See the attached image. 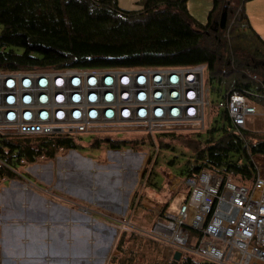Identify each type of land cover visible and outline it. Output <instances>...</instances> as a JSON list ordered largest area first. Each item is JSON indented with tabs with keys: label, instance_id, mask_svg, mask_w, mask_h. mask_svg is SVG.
<instances>
[{
	"label": "trees",
	"instance_id": "16d2710c",
	"mask_svg": "<svg viewBox=\"0 0 264 264\" xmlns=\"http://www.w3.org/2000/svg\"><path fill=\"white\" fill-rule=\"evenodd\" d=\"M248 1L212 0L207 20L201 24L189 13L187 0H137L131 9L119 7L118 0H0V71L201 66L219 100L238 91L258 104L264 102V39L245 13ZM219 100L212 101L209 116L224 118L221 136L214 138L219 132L216 127L206 129L210 137L202 142L205 146L197 151L194 163L186 162L184 175L207 170L232 179L238 176L247 183L235 182L250 186L257 174L255 156H262L259 163L264 168V134L236 129L227 111L218 107ZM182 134L158 132L128 138L103 133L90 136L87 145L105 143L118 149L131 141L134 146L145 143L146 138L159 148L174 142L166 140L167 136L173 139ZM30 139L41 144L27 146ZM77 144L76 135L0 133V185L17 177L22 160L33 162L42 155L52 158L57 149H75ZM126 234L121 230L117 243L122 245ZM116 251L123 249L118 246ZM170 261L204 263L187 254Z\"/></svg>",
	"mask_w": 264,
	"mask_h": 264
},
{
	"label": "built area",
	"instance_id": "2783aa9c",
	"mask_svg": "<svg viewBox=\"0 0 264 264\" xmlns=\"http://www.w3.org/2000/svg\"><path fill=\"white\" fill-rule=\"evenodd\" d=\"M208 91L201 66L0 71V133L95 136L139 131L145 137L192 132L207 125ZM217 105L236 129L247 128L258 115V104L238 91ZM181 184L185 194L175 211L160 210L140 234L172 253L180 251L181 257L196 256L208 264H264L261 165L250 186L207 170ZM21 187L44 190L90 217L91 224L98 219L120 230L133 229L128 213L112 214L28 179Z\"/></svg>",
	"mask_w": 264,
	"mask_h": 264
},
{
	"label": "crops",
	"instance_id": "0c3cea01",
	"mask_svg": "<svg viewBox=\"0 0 264 264\" xmlns=\"http://www.w3.org/2000/svg\"><path fill=\"white\" fill-rule=\"evenodd\" d=\"M136 1L118 0V6L123 9L135 8ZM192 2L195 4L194 0ZM199 3L202 4L198 0L196 5ZM188 5L191 6L190 0ZM192 10L191 7V12L195 14L196 11ZM245 10L253 28L264 38V2L248 1ZM257 110L260 112L258 108ZM114 150L110 153H114ZM118 155L122 157V162L125 161V153L120 152ZM78 156L82 157L80 154ZM149 159L148 155L147 161ZM100 164L102 162L94 160L93 168ZM131 168L133 169L132 166ZM94 171L91 169V172ZM88 175L77 172L65 176L63 172H57L52 176L48 172L40 177H27L20 174L19 177L9 179L1 185L0 264H107L108 256L113 254V251L116 252L114 245L120 229L98 219L91 224L90 217L79 212L77 208L60 202L44 190L21 187L26 179L42 180L44 183L38 181L42 188L54 187L77 202L97 205L115 215L130 212L128 211L130 192L126 194L119 190L112 192L108 188L101 190L99 174ZM169 178L172 187L182 183L173 175L169 174ZM152 188L156 189L157 186ZM144 191L152 192L148 188ZM153 194L155 199L161 198L157 192ZM135 195L136 192L132 194V200ZM137 201L141 206L137 215H141L143 208H151L158 213L166 206L164 201L156 202L155 209L147 204L146 198L142 200V205L139 197ZM131 213L134 214V211Z\"/></svg>",
	"mask_w": 264,
	"mask_h": 264
},
{
	"label": "rangeland",
	"instance_id": "374dc122",
	"mask_svg": "<svg viewBox=\"0 0 264 264\" xmlns=\"http://www.w3.org/2000/svg\"><path fill=\"white\" fill-rule=\"evenodd\" d=\"M192 1L193 0H190L191 6L188 5V0L186 3L189 13L198 21V23L204 24L211 9L212 0H200L202 4L199 3L198 5H196L198 0H194L195 4H193ZM256 2H264V0H256ZM191 7L193 9L192 11H196L195 14L191 12ZM256 33L261 36L257 31ZM261 38L263 37L261 36ZM207 96L211 103L213 100L218 101L221 98L220 96L217 97L212 86H209ZM257 108L260 112H258V115L255 118H251L250 123L246 126L248 130L258 132L255 134H264V102H258ZM225 125L226 122L221 115H219V117L216 116L215 119L207 116V125L205 128L192 131L200 132V134H190L185 131L178 138L169 139L170 137L167 136L166 140L174 142L159 148H153V146L147 141L146 143H139L134 146V143L131 141L121 148L116 149L117 151L110 149L105 143H101L97 147L88 146L87 142L90 139V135L79 134L76 135L79 144L76 145L75 149L59 148L55 151L52 158L42 155L36 157L33 162H25L22 160L20 165L16 168V171L18 172L16 176L19 177L20 174H23L27 177H40L48 172L51 173L52 176L57 172H63L65 176L74 175L77 172L86 175L93 173L96 175L99 174L98 180L101 190L108 188L112 192L117 190L121 192L124 191V194L130 192L131 199L128 203V211H130L128 214H130V217L132 214L131 224L133 229L128 228L125 230L128 234L124 237L122 245L116 241L117 246L115 243L114 249L116 250L117 247L120 246L123 249V252L118 253L117 251H113V254L111 253L107 258V264H122L123 262H127L128 264H171L172 250L170 248L162 244H156L139 234L140 230L147 231L149 229L156 217L155 213L157 212H154V209L151 208H143L141 215H137L141 206L136 203V200L139 197L142 205V200L146 198L147 204L155 209L156 202L164 201L166 209L170 212H174L176 205L181 202L185 193L183 192L182 184L175 185L176 189H174L175 186H171L172 182L170 183L169 174L173 175L176 179L183 181L186 177L183 172L188 164H186V162L190 160L189 163H194L197 151L205 146V143L202 144V142L210 137L207 128H218L219 132L214 134V138H218L221 136L222 128ZM137 133H139V131L121 132L118 133V135L126 136L128 138H140L141 136ZM26 144L27 146L36 147L41 144V141L30 139ZM113 150L114 153H110V151ZM120 152L125 153V161L123 162L121 161L122 157L118 155ZM78 154L82 157H79ZM148 155H151L152 158L150 162L147 161ZM259 158H262V156L258 155L254 157L256 166L261 165L259 163ZM94 160L100 161L102 164L93 168ZM134 168L138 170H134ZM91 169H94L95 171L91 172ZM104 174H107V176H104ZM90 177L92 178V176ZM82 179L84 178L82 177ZM233 179L247 183L246 180H241L238 176ZM8 180L9 179H5L4 182ZM31 181L37 183L39 187H41L42 184H39L40 182L38 181L43 182L42 180ZM155 186H157V188L153 189L152 187ZM27 188L29 187L27 186ZM146 188L151 189L152 192L146 193L144 191ZM172 190L173 192H171ZM135 192L136 195L132 200V194ZM153 192H157L158 196H161V198L157 197L158 199H155ZM160 206L163 207V205ZM133 211L134 214L131 213ZM131 231H135V233L132 235L129 234ZM112 258L116 262H112ZM202 264L207 263L204 261Z\"/></svg>",
	"mask_w": 264,
	"mask_h": 264
},
{
	"label": "water",
	"instance_id": "95a60500",
	"mask_svg": "<svg viewBox=\"0 0 264 264\" xmlns=\"http://www.w3.org/2000/svg\"><path fill=\"white\" fill-rule=\"evenodd\" d=\"M172 258H173L174 260H179V259L181 258V252L178 251V250L174 251V252H173V255H172Z\"/></svg>",
	"mask_w": 264,
	"mask_h": 264
},
{
	"label": "clouds",
	"instance_id": "9594fccd",
	"mask_svg": "<svg viewBox=\"0 0 264 264\" xmlns=\"http://www.w3.org/2000/svg\"><path fill=\"white\" fill-rule=\"evenodd\" d=\"M145 139V141H147V139L146 138H144ZM153 148H158V147H155V146H153ZM150 157H151V155H149ZM149 161V160H148ZM162 210H166V207L164 208V209H162ZM126 230V229H125ZM172 255H173V253H172Z\"/></svg>",
	"mask_w": 264,
	"mask_h": 264
}]
</instances>
